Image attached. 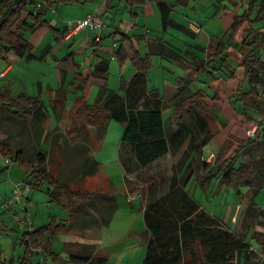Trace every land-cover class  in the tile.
Here are the masks:
<instances>
[{"label":"trees","instance_id":"trees-1","mask_svg":"<svg viewBox=\"0 0 264 264\" xmlns=\"http://www.w3.org/2000/svg\"><path fill=\"white\" fill-rule=\"evenodd\" d=\"M38 1L0 0V60H6L11 52L23 55L31 50L23 31L36 29L42 23L43 13L54 3H81L83 0H42L43 7L37 12L36 23L29 25L25 14ZM152 1L157 4L161 13L163 29L181 28L171 19L172 6L164 0ZM256 3L251 2L248 11L235 18L233 32L245 22L251 25L264 23V0L258 6ZM255 11L257 16L253 20L252 14ZM263 43L264 26L260 30L251 29L244 39L245 46L253 45L254 48H259ZM149 47L150 52L146 56L134 52L129 57L123 49L117 53L121 62L129 59L135 69L130 81L123 86V96L104 85L95 104H84L69 117L63 116L65 104L60 100L63 94L60 90L57 92L59 98L53 107L57 124L68 120L69 126L64 128V134L54 139L55 145L48 140L51 135L46 129L49 115L40 98L26 94L14 98L9 91L0 92V113L3 112V119L11 125L33 133L36 139H46L44 142L50 143V151L56 146L62 152L69 143L74 144V148L80 146L86 155L80 161V179H76L77 183L83 182L89 175H98L101 172V163L89 150L93 139L101 141L104 138L112 120L125 125L120 160L129 151L136 165L146 168L166 156L177 158L170 176H161L152 183H136L143 198L146 193L158 188L159 184L170 185L166 194L145 207L147 250L142 264H264L255 262L251 257L255 253H249L251 246L244 238L236 236L221 219L203 209L188 188L194 180L203 188L206 187L211 176L216 173L222 186L235 189L243 200L248 201L247 214L254 220L264 219V209L257 206L255 201L264 189V119L259 123L260 129L254 139L240 141L230 135V141L221 147L214 163H207L204 150L220 133L221 122L206 102V95L200 90H193L187 80L179 82L177 94L170 101L159 91L151 90L150 55H158L169 61H180L183 58L177 50L161 40L152 42ZM223 47L211 46L210 49L219 57L224 53L220 50ZM204 63L211 64L212 60ZM243 65L246 71L245 80L252 86L238 95L237 101L245 109L251 106L259 109L264 116V100L257 88L258 85L264 86V61L250 54ZM109 68L110 63L102 61L96 66L92 76L107 81ZM169 109L171 113L166 118ZM59 138L64 145H58ZM258 147L263 150L257 160L237 166L244 154ZM0 155L20 164L28 175L26 182L31 184L32 189H42L48 183V195L52 202L69 213L68 219L62 224L52 221L47 226L24 234L22 246L25 253L20 257L19 264H42L36 261L39 250L46 256H51L54 261L60 260V256L53 251L52 243L46 239L48 232L57 237L71 231H101L110 227L118 211L116 190L112 183L94 191H75L69 178L62 174L63 171L56 177L49 170L50 160L44 155L38 154L34 157L24 148L14 150L8 140H0ZM122 165L127 176L131 175L133 170L125 163ZM125 180L128 190L133 182L128 177ZM129 193L135 194V191L131 190ZM260 225H264L263 222ZM252 238L264 252V232H254ZM64 249L68 259L63 264L108 262L103 255H97L100 250L96 244L66 243ZM0 264H15V259L10 262L4 259L1 246Z\"/></svg>","mask_w":264,"mask_h":264},{"label":"crops","instance_id":"crops-1","mask_svg":"<svg viewBox=\"0 0 264 264\" xmlns=\"http://www.w3.org/2000/svg\"><path fill=\"white\" fill-rule=\"evenodd\" d=\"M164 1L173 7L171 19L181 28L163 29L161 13L157 4L152 0H145L144 3H130L128 0H83L81 3H54L43 13L42 23L36 29L23 31L25 39L31 45V50L23 55L11 52L6 60H0V92L9 91L14 98L20 94L40 98L49 115L48 123H57L53 107L59 98L57 95L59 90L63 94L60 100L65 104L63 116L68 115L69 117L84 104H95L104 85L123 96V86L130 81L135 69L129 59L121 62L117 53L123 49L129 57L134 52L146 56L150 52L149 45L161 40L177 50L183 59L169 61L158 55H150L151 90L159 91L166 100L170 101L177 94L179 82L187 80L193 90H200L206 95V102L221 122L220 133L205 148L204 155H217L221 147L230 141V135L235 140L247 141L248 128L252 123H260L263 119L257 121L255 117L260 115L250 114L243 104L237 101V96L248 91L252 86L245 80L246 71L243 65L245 58L253 54L264 61V43L259 48H254L253 45L245 46L244 39L251 29L260 30L264 23L251 25L245 22L236 32H233L232 26L237 16L248 11L251 2L256 1L258 6L263 0ZM42 7L43 1L39 0L37 5L28 8L25 20L29 25L36 23L37 12ZM95 13L103 18L105 25L101 31L94 32L88 28L73 31L79 22ZM176 16L182 17L181 19H185L186 22H180ZM256 16L255 11L252 19L254 20ZM219 45L224 46V49H220L224 53L216 57L215 51L210 47L219 48ZM208 60H212V63L206 65L204 62ZM102 61L110 63L107 81L92 76L96 66ZM153 80L155 82L160 80L163 87H156V85L154 87ZM234 96L236 98L231 99ZM169 115L166 113V118ZM58 124H61L63 128L69 126L67 125L68 120H63ZM4 160L5 164L12 163L10 158H4ZM18 165L22 168L19 163ZM27 180L28 175L26 179L20 181ZM109 183L112 181L104 185L108 186ZM192 183L196 181H192L189 186ZM45 184L50 187L48 183ZM14 185V182H11L4 188L0 186V192H5V198L11 197ZM124 190L125 193L129 192L126 184ZM30 192L16 206L9 207L10 210L16 213L19 212L18 210L29 211V208L33 207L34 200H37V196H32ZM143 199L146 200V198ZM144 200L141 205L143 211L146 207ZM49 201L53 203L51 198ZM205 210L210 213L207 209ZM51 218V221L59 222L57 217ZM67 219L68 217L63 221ZM29 225L31 226L30 231L39 229L36 223L33 224L30 221L25 226L29 227ZM132 228L123 234V238L131 242L121 249V253L135 249L138 251L146 246V230H133ZM106 229L108 228L101 231H71L72 236H67L65 244L77 242L97 244L95 238L91 236L100 234L102 243L110 248L116 243L108 244V231L112 230ZM99 249L103 251L104 247L99 246Z\"/></svg>","mask_w":264,"mask_h":264},{"label":"rangeland","instance_id":"rangeland-1","mask_svg":"<svg viewBox=\"0 0 264 264\" xmlns=\"http://www.w3.org/2000/svg\"><path fill=\"white\" fill-rule=\"evenodd\" d=\"M73 8H76V6H73ZM181 18L182 17L178 18L176 16L177 20L185 23L186 20ZM224 76L226 77L225 74ZM154 79H156V77ZM162 84L160 80L153 82L154 87L155 85L156 87H163L161 86ZM257 88L260 96L264 100V87L258 85ZM235 98L234 96L231 99ZM246 109L250 114L254 113L260 115L255 117L257 121L264 119L259 109L253 106ZM166 113L170 114L171 109L167 110ZM0 114V140L10 141L14 150L24 148L26 152L34 157L38 154L46 156V158L50 160L49 170L54 172L53 174L56 177L63 171L62 174L69 178L75 191H94L101 187H107L104 183L110 180L112 181L116 190L118 211L112 226L110 229L108 228L106 230H112L108 231V244L113 242L116 244L108 248L107 245L105 246V244L102 243L100 234L91 236L95 238L98 249L99 246L104 247L103 251L99 249L102 253L97 251V255L99 257L102 255L106 257L108 259L107 264H142L146 255L147 245L144 249L140 248L138 251L135 249L121 253V249L131 242L123 238V234L127 230H131L132 227L133 230H146L144 211L143 207L141 208L142 200L144 199L141 198L142 194L136 183H152L154 179H160L161 176H170L173 173L172 170L174 165L177 163V158L166 156L146 168H139L129 151H126L124 159L120 160L119 149L121 148L125 125L112 120L109 122L108 130L104 138L101 141L93 139V144L89 150L91 155L101 162V172L98 175H89L86 180L77 183L76 179H80V161L86 155L80 146L74 148V144L69 143L62 152L56 146L50 151V143L47 144L44 142L46 139H43V137H41V139H36L33 133L22 131L18 127L5 121L2 117V111ZM59 125L50 122L46 126L47 133L51 134L48 140L54 145L56 142L54 139L60 136V134L65 133L62 125ZM58 142V145H64L61 138H59ZM262 150L263 149L259 147L252 148L248 153L243 155L237 166L242 163L254 162L257 160ZM209 157L208 154L204 155V159L207 163ZM123 163L133 170V172L131 171V175L127 176L122 166ZM126 177L130 178L133 182V185L128 188V191L131 192V190H134L135 194H129V192L125 193L124 186L126 184ZM26 178L27 175L25 171L19 167L18 163L12 162L10 164H5L3 156L0 155V186L2 188L8 186L11 182L15 184ZM193 182H195V180ZM169 187V183L159 184L158 188L146 193V196H144L146 198V200H144L146 206L166 194L169 191ZM188 187L197 202L204 209H207L210 211V214L221 219L236 236L244 238L245 242L251 246L249 253H255L251 255L255 262H264V252L252 238L254 232H264V225H260V222L264 224V219L254 220V218L247 214L246 208L248 207V201L242 200L235 189H229L224 185L222 186L221 179L216 173L211 176L210 182L206 187L203 188L197 181ZM48 189V185L39 190L32 189L30 194L32 196H37V200H34L33 207L31 206L29 211L18 210V213L14 212L12 209L10 210L11 207L8 210L2 207L7 203L8 199L5 198V192H0V246L4 252L5 260L10 262L12 259H15V264H19L20 257L24 255L25 248L22 246V239L24 234L31 229L30 225L28 227L25 226L26 224L22 223L27 217L31 218V223H36L38 228L49 225L50 222H52L51 217L53 216L57 217L59 220L58 224H62L64 222L63 219L65 220L68 217L69 213L67 211L63 210L55 203H49L50 197L47 192ZM255 201L257 206L259 205L264 209V189L258 194ZM66 213L68 214L65 218ZM38 214L40 215L39 217ZM67 236L71 237L72 234L68 232L54 237L51 232H48L46 239L52 243L53 251L60 256V260L54 261L51 256H46L39 251V254L36 256V261L42 264H63V261L68 259L67 251L64 249Z\"/></svg>","mask_w":264,"mask_h":264},{"label":"built area","instance_id":"built-area-1","mask_svg":"<svg viewBox=\"0 0 264 264\" xmlns=\"http://www.w3.org/2000/svg\"><path fill=\"white\" fill-rule=\"evenodd\" d=\"M104 25L105 24H104L102 16L100 14L95 13V14L89 15L84 21L79 22L75 26L73 31L75 32L81 28H88L94 32H99L103 29ZM259 129H260V124L258 122L252 123L251 126L247 130V136L250 139H254ZM215 159H216V155L212 154L209 157L208 163L210 164L214 163ZM31 190H32V186L30 183L26 181L16 182L14 185V189H13L11 197L8 199L7 203L4 204L2 207L4 209H7L11 206L16 205ZM22 223L23 224L30 223V218L27 217L25 221H22Z\"/></svg>","mask_w":264,"mask_h":264}]
</instances>
